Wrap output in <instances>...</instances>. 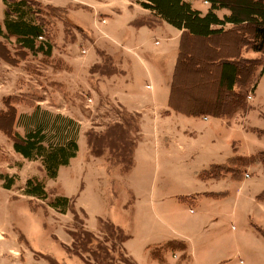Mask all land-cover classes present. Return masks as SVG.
I'll return each instance as SVG.
<instances>
[{"label":"rangeland","instance_id":"obj_1","mask_svg":"<svg viewBox=\"0 0 264 264\" xmlns=\"http://www.w3.org/2000/svg\"><path fill=\"white\" fill-rule=\"evenodd\" d=\"M4 16L5 3L0 0V19ZM78 32L70 23L62 26V22L54 17L51 22L46 20L44 34L37 39L38 44L43 42L47 53L21 48L16 41L9 39L8 46L16 63L11 64L0 58V110L7 109L4 99L11 95L23 97L27 102L35 97L37 103L35 106L24 101L16 104L17 130L24 135L28 129L34 128L36 120L49 121L45 130L50 139L54 137L55 141H59V132L62 130L66 140L76 139L79 145L74 162L72 160L65 166L60 175L61 185L56 178L47 177L40 159H28L17 152L13 141L0 129V172H8L15 177L12 195L0 188V233L2 240L5 238L8 241L7 249L0 248V264H88L85 259L94 263L93 250L106 254L105 249L98 248L101 245L108 248L106 260L109 262L106 264H135L123 251L120 235L109 237L105 230L107 225L101 219L116 224L125 234L133 232L132 241L137 249H141L142 242L155 246V243L168 238L165 235L175 236L164 227L162 220L175 230L184 232L180 223L187 222L198 212V206L189 200L180 201L178 197L202 191L208 186L193 174L205 168L202 162L182 163V159L201 156L204 148L197 147L195 151L200 150L198 154L171 152L167 155L154 149L150 143H145L133 156L130 166L131 151L143 140L140 118L130 112H123L125 109L110 97L100 82L102 72L110 66L105 68L103 63L97 65L91 80H88L89 74L83 73L82 67L86 65L85 50L92 47L88 40L91 35L84 32L77 37ZM216 40L223 41L220 38ZM69 43L76 45L71 48ZM191 43L194 59L181 78L182 91L179 92L178 100L191 108H203L210 104L216 93L214 79L206 76V71L210 69L208 58L211 56L205 52L207 42L204 39L194 38ZM21 51L26 53L23 58ZM67 53L73 57L70 60L75 61L72 64L79 67L77 73L64 69L66 65H71ZM257 58L264 61V51ZM198 62L204 69L193 71V65ZM249 96L252 106L248 113L249 125L259 128L254 129V136L260 139L259 143H251V146L258 149L264 145V72L256 89L248 93ZM238 111L243 113L242 110ZM92 132L99 136L93 137ZM88 133L96 148L104 155L98 157L91 154L87 144ZM116 133L120 135L116 136ZM146 139L151 141L152 138ZM154 140L161 144H167L168 141L162 136L158 139L153 137ZM117 147L123 149L122 157L115 156L120 152ZM262 169L253 172L252 168L249 171L246 168L245 173L250 175L247 181L254 184L253 188L245 187L242 195L246 196L258 190L257 187L264 186ZM33 176L45 181L46 199L24 195L23 187L27 179ZM0 187H3L1 179ZM130 188L135 190L140 201L138 212L135 214L136 208L133 210V217L132 210L123 207V201L131 197ZM64 189L76 195L70 197L69 209L65 213L50 205V201L62 195ZM162 199L170 208V220L160 214L158 204ZM243 211L241 208L238 215ZM245 220V212L237 220L228 218L223 228L225 234L241 231ZM250 226L251 229L247 226L249 232L253 231L256 237L264 238L260 230ZM81 228L91 231L95 236L89 243L90 251L79 246L84 260L73 252L74 234L78 236ZM190 238L192 246L200 250L194 235ZM242 249V254L235 260L241 258L242 264H264L262 247ZM235 260L220 264H236Z\"/></svg>","mask_w":264,"mask_h":264},{"label":"crops","instance_id":"obj_2","mask_svg":"<svg viewBox=\"0 0 264 264\" xmlns=\"http://www.w3.org/2000/svg\"><path fill=\"white\" fill-rule=\"evenodd\" d=\"M37 1L44 6L61 9V14L65 17L61 15L57 18L62 22V26L66 25L62 20L65 19L69 21L70 25L76 27L79 30L77 37L82 36L84 32L91 35L88 36L91 38L88 40L92 49L87 47L85 50L86 65L82 67V71L89 74L88 80H91V74L95 73L94 68L97 65L103 63L105 68L110 66L102 72L103 76L100 82L110 97L125 109L123 111L138 115L140 118L143 140L134 147L133 156L138 154L145 143H150L154 149L167 155L172 154L171 152L198 154L200 150L195 151V149L197 147L204 148L201 150V156L194 159H182V163L202 162L205 168L196 170L193 174L208 185L202 191L178 197L180 201L189 200L193 205L198 206V212L194 216L188 218L187 222L180 223V228L185 231L179 232L162 220L164 227L175 236L167 234L165 236L168 238L155 243V246L142 242L139 250L132 241L134 237L132 232L127 234L128 238L123 241L125 254L135 264H220L223 261L233 262L242 254L243 247L260 246L264 250V238L256 237L253 231L249 232L251 224L264 236V186L257 187L258 190L250 191L251 193L244 196L242 195L244 188L247 186L253 188L254 184L248 183L247 179L250 177L248 173L244 174L241 181L233 178L230 174L224 177H201L199 175L211 165L227 163L235 155L250 156L264 150V145L259 146L258 149L251 146V143L256 144L260 141L254 136V129L259 128L249 125L248 113L252 108L249 102L251 97L245 99L247 108L246 106L244 108L246 110L227 103L221 115L188 114L186 112L188 105L180 103L178 96L182 91L181 78L189 69L187 66L181 65L185 61L183 59L180 67H177V64L181 51L182 54H185V43L193 39L184 33L185 30L173 26L156 15L153 10L141 5L140 0ZM184 1L202 14H205L210 7L206 0ZM216 14L222 17L224 14H228V10L218 9ZM4 18L5 16L0 21H3ZM230 27L231 24L224 26L225 29ZM77 37L76 41L79 40ZM0 39L7 45L9 39L16 41L15 37L8 39L1 36ZM75 43L68 45L74 48ZM239 53L240 56L249 59H255L262 54V52L253 51L246 46H243ZM67 56L69 57L67 60L70 58L73 60L71 55ZM74 62L70 60L71 65H66L64 69L70 70L71 73H77L79 67L74 66L72 64ZM192 70L195 71L194 67ZM234 89L238 90L239 86L235 84ZM238 110H242L241 113H243L240 114ZM160 136L167 138V144H161L158 140L153 141V137L158 139ZM146 138L152 139L147 141ZM197 139H201V141H196ZM65 166L60 168L56 177L60 184V175ZM261 167L263 168L260 164L250 165L247 169L249 171L252 168L254 172ZM263 169L260 171L264 176ZM13 187L0 188L12 195ZM129 190L131 197L123 201V207L132 210L133 217L138 212L137 209L139 210L140 201L135 190L133 188ZM70 193L64 189L62 195L76 196ZM164 202L162 199L158 204L159 211L163 217L170 220L172 218L170 208ZM135 208L136 212L133 215ZM241 208L247 217L243 229L226 235L223 228L228 218L232 221L237 220L238 216L243 213L238 215ZM191 235L197 239L200 250L197 251V248L192 246ZM2 237L0 238V248L6 247L7 249L8 241L5 238L3 241ZM170 241H180L185 248H163ZM235 261L236 264H242L241 258Z\"/></svg>","mask_w":264,"mask_h":264},{"label":"trees","instance_id":"obj_3","mask_svg":"<svg viewBox=\"0 0 264 264\" xmlns=\"http://www.w3.org/2000/svg\"><path fill=\"white\" fill-rule=\"evenodd\" d=\"M206 1L210 4V7L205 14H202L184 0H140L141 5L153 10L156 15L173 26L185 30L184 33L188 34L192 39L201 38L207 42L204 48L211 58H208L207 64L210 69L206 71V76H211L214 79L213 83L216 86V93L207 107L191 108V106H187L186 112L188 114L208 113L217 116L223 114L227 103L237 108H244L248 92H253L259 77L264 71V61L262 59L245 58L240 56L239 53L243 46L256 52L264 51V0ZM4 3L5 18L0 21V37L3 36L8 39L15 37L17 44L21 48H29L35 53H47L46 50L44 51L45 45L43 42L38 44L37 39L44 34L46 20L51 22V18L60 17L62 10L52 6H44L37 0H4ZM222 8L227 9L228 14L219 17L216 14V10ZM64 22L69 23L67 20ZM226 24H231V27L225 29L224 26ZM216 38H220L224 42H218ZM22 52L20 54L23 58L26 53ZM184 52L185 54H182L181 51V55H179L177 67L181 65L189 67L192 65L194 58L191 40L185 43ZM0 58L11 64L16 63L12 50L1 39ZM182 59L185 60L183 63L181 62ZM193 67L195 71H199L203 68V65L198 62ZM235 84L239 86L238 90L234 89ZM31 99L27 102L23 97L15 95L5 97L4 103L7 109L0 110V129L13 141V146L17 152L28 159H40L47 177L54 179L58 176L60 168L68 165L71 159L77 156L79 145L76 139L66 140L62 130L59 132V141H55L54 137L50 139L45 130L50 124L49 121L36 120L34 128L28 129L22 135L16 128L18 121L16 104L24 101L35 106L37 104L35 103V97H31ZM92 134L93 137L99 136L98 133L92 132ZM90 135V133L87 134V144L91 154L98 157L104 155V152H100L96 148ZM118 135L120 134L116 133V136ZM117 148L120 152L116 153L115 156L122 157L123 151L121 150L123 149L121 147ZM133 150L131 151L130 166L133 163ZM259 164L264 168V150L250 156L235 155L227 163L211 165L199 175L201 177H224L230 174L233 178L241 181L243 179L242 175L245 174L248 166ZM0 179L3 181V187L6 188H12L15 183V177L8 172H0ZM23 191L25 195L40 199L48 197L45 181L37 176L27 179ZM70 201V197L58 195L50 201V205L56 210L65 213L69 209ZM101 222L107 225L105 230L109 237L118 234L122 242L128 238L123 229L116 224L102 219ZM75 235L73 252L83 258L79 252V246L85 251H90L89 243L95 236L91 231L82 228L79 235ZM177 247L185 248L180 241H170L163 248L174 249ZM98 248L105 249L106 254L103 255L98 250H93L95 262L92 263L85 259L88 264H106V262H109L106 260L108 248L104 247V245L98 246Z\"/></svg>","mask_w":264,"mask_h":264},{"label":"built area","instance_id":"obj_4","mask_svg":"<svg viewBox=\"0 0 264 264\" xmlns=\"http://www.w3.org/2000/svg\"><path fill=\"white\" fill-rule=\"evenodd\" d=\"M104 21V20H103Z\"/></svg>","mask_w":264,"mask_h":264}]
</instances>
